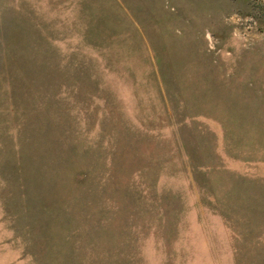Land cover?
<instances>
[{"label":"rangeland","instance_id":"374dc122","mask_svg":"<svg viewBox=\"0 0 264 264\" xmlns=\"http://www.w3.org/2000/svg\"><path fill=\"white\" fill-rule=\"evenodd\" d=\"M0 264H264V0H0Z\"/></svg>","mask_w":264,"mask_h":264}]
</instances>
